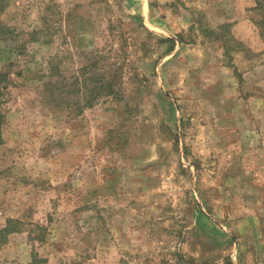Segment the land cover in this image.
Instances as JSON below:
<instances>
[{
  "label": "rangeland",
  "instance_id": "1",
  "mask_svg": "<svg viewBox=\"0 0 264 264\" xmlns=\"http://www.w3.org/2000/svg\"><path fill=\"white\" fill-rule=\"evenodd\" d=\"M263 14L257 0H8L0 264H264ZM226 23L229 54L205 36ZM124 49L141 81L82 109L74 77Z\"/></svg>",
  "mask_w": 264,
  "mask_h": 264
},
{
  "label": "trees",
  "instance_id": "2",
  "mask_svg": "<svg viewBox=\"0 0 264 264\" xmlns=\"http://www.w3.org/2000/svg\"><path fill=\"white\" fill-rule=\"evenodd\" d=\"M7 1L8 0H0V13L4 10ZM258 7L264 8V0H257V8ZM260 23L264 24V14ZM230 28L231 24L226 23L221 25L218 29H207V32H205V36L209 37L212 40L220 41L223 44L226 53L229 54L230 50H236L241 48L238 45L230 44V39L233 38L228 37ZM13 32V29L0 19V40L10 38L13 35ZM262 34L264 35V33ZM179 41L183 42L182 38H179ZM160 43H169L170 52L175 49L177 40L173 38H164L160 40ZM127 56V50L124 49V55L122 57L123 59H121L120 61L118 59L116 60L115 58H103V60H107L108 69L101 66V59L99 57L91 58L90 63L82 67V79L81 77H74L75 80L71 84V87L78 86V94L82 96L81 98H83L84 96L86 97V101L81 107L82 109L85 106L92 107L99 103L101 100H105L108 98L115 99L118 101L126 99V85L130 81H141V77L137 72L132 74L129 77L128 81L127 72L125 70V65H127L128 62ZM103 68L105 69L103 70ZM54 69H56V66L52 70L54 71ZM53 76L56 77V73L53 72ZM8 80V73L0 72V96L2 95L3 90L6 88L5 84ZM64 86L67 87L68 85ZM53 87L56 88L59 87V85L54 83ZM56 90L58 89H55V91ZM55 91H52V94H54ZM4 116L5 115L0 109V144L3 142L2 124ZM8 223L12 224L13 220H9ZM10 224L5 228V231L13 230L10 229Z\"/></svg>",
  "mask_w": 264,
  "mask_h": 264
}]
</instances>
